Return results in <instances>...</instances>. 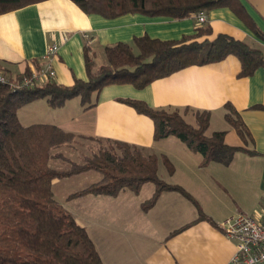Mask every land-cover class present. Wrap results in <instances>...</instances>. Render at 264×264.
<instances>
[{"label":"crops","instance_id":"obj_1","mask_svg":"<svg viewBox=\"0 0 264 264\" xmlns=\"http://www.w3.org/2000/svg\"><path fill=\"white\" fill-rule=\"evenodd\" d=\"M241 2L258 33L226 6L209 10L205 22L199 23L194 14L180 19L139 13L104 18L84 13L72 0L34 2L0 14V72L14 78L35 68V62L41 65L47 48L55 44L57 51L51 59L53 81L70 85L75 77L86 79L84 46L89 47L96 62L101 61L105 45L131 41L144 34L179 39L193 34L204 23L210 26L209 38L224 33L260 49L264 55V0ZM239 70L238 59L228 55L214 63L186 66L142 88L129 83L106 85L96 104L89 108H84L78 97L68 99L57 109L49 107L43 98L18 108V120L25 126L53 124L78 137L117 139L148 147L158 157L157 171L159 166L165 167L164 183L182 187L196 201L198 207L176 190H163L155 204L143 210L142 202L126 196L127 190L117 196L99 195L121 206L124 216L131 212L140 216L144 211L174 221L167 224L160 240L155 237L156 230L151 234L148 228H131L129 223L122 227L101 224V240L96 242L88 234L103 264H227L235 251V242L218 222L236 213L255 218L264 214V66L249 76H238ZM121 98L142 100L153 107L207 110L208 128L212 122H227L224 105L230 103L249 137L241 139L228 122L233 132L226 128H214L212 132L223 130L224 141L243 147L240 151L245 154L240 159L232 156L227 164L214 165L213 174L203 178L198 172L209 167L210 162L200 165L201 155L175 136L155 140L152 120L121 102ZM185 118L195 123L190 112ZM165 159L171 163L172 171ZM235 160L242 163H234ZM183 200L191 202L193 209L183 205Z\"/></svg>","mask_w":264,"mask_h":264},{"label":"trees","instance_id":"obj_2","mask_svg":"<svg viewBox=\"0 0 264 264\" xmlns=\"http://www.w3.org/2000/svg\"><path fill=\"white\" fill-rule=\"evenodd\" d=\"M38 1L42 0H0V14ZM72 1L84 13L104 18L139 13L180 19L198 11L206 13L226 6L258 33L241 0ZM209 34L210 26L204 23L196 27L193 34L179 39L135 36L131 41L103 46L105 62L101 64L92 59L89 47L84 46L86 79L75 77L70 85L47 79L12 89L8 82H0V264H103L87 229L54 198V179L90 170L100 174L98 180L70 196H117L123 190L138 194L141 186L151 181L156 188L142 204L143 210L153 206L163 190H176L198 207L182 187L159 180L158 157L148 147L117 139L78 137L53 124L25 126L18 120L17 110L37 98L45 99L49 107L57 109L72 97H78L82 106L89 108L96 104L106 85L129 83L142 88L186 66L214 63L228 55L240 62L237 75L241 77L264 66L260 49L224 33L213 38H209ZM30 71L27 69L14 78L0 73L9 80L19 81ZM119 100L152 120L155 140L175 136L201 155L202 166L211 161L227 164L237 150L243 149L227 144L223 130L206 134L210 119L207 110L153 107L132 98ZM224 108L226 121L246 140L249 132L236 109L230 103ZM188 112L194 116V124L186 120ZM77 138L93 143L80 160L56 151L63 145L73 148ZM165 163L172 171L171 163L167 159Z\"/></svg>","mask_w":264,"mask_h":264},{"label":"rangeland","instance_id":"obj_3","mask_svg":"<svg viewBox=\"0 0 264 264\" xmlns=\"http://www.w3.org/2000/svg\"><path fill=\"white\" fill-rule=\"evenodd\" d=\"M96 62H105L103 53L101 55V61H98L97 59ZM186 120L194 124V121L191 118H187ZM214 128H226L227 131L228 129H230L231 132L234 131L229 126V124H227V122L218 121L212 122L211 127L206 130V134L210 135L212 129L214 130ZM92 145V142L77 138L73 148H68L67 146L63 145L59 149H56V151H62L66 155L70 156L73 160L78 161L84 154L87 153V147ZM244 154V151L237 150L233 156L237 157V159H240V157H242ZM234 163H242V161L235 160ZM50 164L53 165L51 162ZM216 164H224V162L211 161L209 163L210 166L203 168L200 172H198V174L203 178H208L213 174V166ZM55 165L59 166L57 164ZM157 177L160 181L166 182L165 180H167V174L165 167L159 166ZM99 178L100 174L97 171L90 170L69 177L54 179L52 181V191L54 198L66 210H68L78 222L86 226L92 239L96 242L101 240V237H103L104 232L101 228L102 225H115L116 227H122L123 223H129L130 225H128V227L131 228H148L151 234L154 230H156L155 237L157 240H160L161 234H163L166 227H168L167 224L170 225V223L174 221L167 220L164 217L160 218V215L154 217L152 212L145 214L144 211H141L139 214L140 216L134 214L133 212H131V214L128 216H124V214L121 213L122 207L117 206L115 202H110V198H106V196L92 194L70 196L72 193L83 189ZM155 185L156 184L154 182H146L142 185L138 194H134L127 190L126 196L135 199V201L142 202L143 204L144 201L154 193ZM183 201V205H187L193 209L194 206L191 202L186 200Z\"/></svg>","mask_w":264,"mask_h":264},{"label":"built area","instance_id":"obj_4","mask_svg":"<svg viewBox=\"0 0 264 264\" xmlns=\"http://www.w3.org/2000/svg\"><path fill=\"white\" fill-rule=\"evenodd\" d=\"M197 22L206 20V13H195ZM55 44L47 48L43 55L44 62L32 68L28 75H23L19 81L9 80L0 73V82L10 84L12 89L29 85L33 82L53 80L55 70L51 63L52 56L56 53ZM218 226L225 230L226 236L235 242V251L227 264H264V214L259 218L242 213L227 216L218 222Z\"/></svg>","mask_w":264,"mask_h":264}]
</instances>
